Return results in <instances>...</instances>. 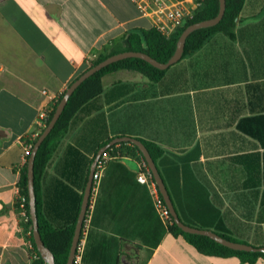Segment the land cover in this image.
I'll list each match as a JSON object with an SVG mask.
<instances>
[{
    "label": "crops",
    "instance_id": "0c3cea01",
    "mask_svg": "<svg viewBox=\"0 0 264 264\" xmlns=\"http://www.w3.org/2000/svg\"><path fill=\"white\" fill-rule=\"evenodd\" d=\"M263 9L264 0H246L236 40L216 34L160 81L127 69L105 74L102 93L77 114L45 167L36 191L42 218L56 228L71 222L87 160L106 140L131 136L162 148L156 164L180 213L210 220L217 211L227 234L264 246V188L245 184V154L264 149L238 127L250 113L246 84L264 79V28L252 26ZM151 26L130 0H0V264L31 262L17 204L22 137L91 58L129 30ZM100 161L76 264H249L202 254L168 232L137 180L140 161L107 152Z\"/></svg>",
    "mask_w": 264,
    "mask_h": 264
},
{
    "label": "trees",
    "instance_id": "16d2710c",
    "mask_svg": "<svg viewBox=\"0 0 264 264\" xmlns=\"http://www.w3.org/2000/svg\"><path fill=\"white\" fill-rule=\"evenodd\" d=\"M225 1L226 6L223 17L217 24L210 27L197 29L188 36L185 42L182 58L193 55L194 53L199 51L216 34H223L230 40L237 39L236 28L241 20L239 15L246 0ZM218 10L219 0H202L200 6L194 11L193 16L190 19H187L183 23V25L178 27L176 31L169 37L162 34L155 27L133 28L126 32L119 40L115 41L109 46H105L96 57L91 58L87 68L95 65L99 61L114 53L126 50L142 51L161 62H165L173 54L176 46V41L180 33L186 26L203 19L212 18L218 13ZM252 26L257 29L264 28V17L257 21V23H254ZM263 53L264 51L259 52V54ZM122 69L136 71L147 77L150 81L157 82L162 79L167 68L159 69L139 57H126L110 63L109 65L103 67L99 71L86 78L73 91L55 125L53 126L49 134L44 138L36 152L34 159L35 192L38 189L40 179L43 175L47 163L56 151L61 139L74 123L77 114L84 110L91 101H93L102 93L104 89L102 79L103 76L107 73ZM246 91L248 94L247 102L250 113L239 119L238 127L241 129V131L246 133L247 137L256 140L258 145H261V147L264 149V79L260 81L248 82L246 84ZM62 94L63 92L60 93L54 100L51 106V110H49L47 114L45 126L48 124V121L52 117V114ZM43 128H39L37 125H35L33 130L24 135L21 139L23 144L28 147V152L25 156L23 165L20 167V177L18 181L20 197L17 201V204L18 206L22 205L21 207L25 211L26 220L24 222V225L29 230L28 238L32 244L30 264H45V261L40 256L33 239L32 221L29 214L27 192V159L32 145L34 144L38 135L42 132ZM2 133L3 132L0 131V134ZM109 140L103 142L99 147L106 144ZM142 142L145 144L151 156L156 162L163 154L162 148L152 141L142 139ZM105 152H107L111 158L121 157L122 155L133 157L140 162L144 161L146 167H148L146 161L143 158V155L139 151L138 147L133 143L125 141L118 142L108 147ZM260 156L262 161L261 164ZM245 158L247 173V178L245 180L246 187L259 188L262 186L264 188V150L261 153L259 151L246 153ZM92 161L93 158L87 160L86 172L83 179V184L81 186L82 190H84L88 181L90 165ZM81 200L82 194L78 196L76 213L72 221L66 222L64 226L59 228L52 226L50 222L44 220L39 208H37V217L41 238L44 244L52 251L55 264H66L67 262L74 235L75 223L81 205ZM176 210L179 214L180 219L184 223L200 228H207L212 226L215 232H217L219 235L233 241H238L237 239L226 233L223 220L221 217H219V212L216 211L212 219L204 220L199 218L190 219L188 216L180 213L177 208ZM198 222H200L201 224H199ZM204 222L210 223L206 224ZM167 231L174 236L181 235L200 253L208 256L236 257L241 262L249 264H254L259 258L264 259V252H250L229 248L223 244L218 243L209 236L185 232L181 230L174 221L170 225H167ZM74 264H76L75 261Z\"/></svg>",
    "mask_w": 264,
    "mask_h": 264
},
{
    "label": "water",
    "instance_id": "95a60500",
    "mask_svg": "<svg viewBox=\"0 0 264 264\" xmlns=\"http://www.w3.org/2000/svg\"><path fill=\"white\" fill-rule=\"evenodd\" d=\"M225 6H226V1L219 0V10H218V13L214 17L203 19V20L191 23L188 26H186L182 30V32L180 33L176 41V46H175V50L173 54L165 62H161L153 58L149 54L142 52V51L126 50L122 52H117L99 61L98 63L87 68L86 70H84L65 88L60 100L58 101L56 105V108L52 114V117L48 121V124L44 126L42 132L38 135L37 139L32 145V148L30 150V153L27 159V192H28L29 214H30V218L32 221V235H33L34 242L36 244V248L40 256L44 259L45 264H55V260H54V255L52 251L44 244L41 238L40 231H39V223H38L37 209H36V192H35V187H34V159H35V155H36V152L40 144L42 143L44 138L49 134L53 126L55 125L56 121L61 115L73 91L90 75L94 74L95 72L99 71L100 69L109 65L112 62H115L117 60H120L126 57L142 58L159 69H166L170 67L171 65H173L174 63H176L178 60L182 58L183 53H184L185 42L188 36L197 29L206 28V27H210V26L217 24L223 17ZM122 141L133 143L138 147L139 151L143 155L144 160L147 163V166L157 185L159 193L161 194L162 198L165 201V204L167 205V208L172 216L173 221L176 223V225L181 230L185 232H189V233L209 236L210 238L214 239L218 243L223 244L235 250L250 251V252H264V246H254L252 244H248V243H244L240 241H233V240H230L228 238H225L219 235L214 230H211L208 228H200L197 226H192V225H188L184 223L180 219L179 214L177 210L175 209V206L168 192V189L165 185V182L161 176V173L157 167V164L155 160L153 159V157L151 156L145 144L140 139L135 138V137L117 136V137L110 139L106 144H104L97 150L94 160L90 166L89 177H88V181L86 183V186L83 192L80 210H79L77 220L75 223L74 235H73V239H72V243H71V247H70V251L68 254L66 264H74L77 245H78L80 235L82 232L83 222L85 220L89 198H90V194H91V190L93 186V180H94L93 174L95 172L97 163L100 161L102 154L106 151L108 147H110L111 145L117 142H122Z\"/></svg>",
    "mask_w": 264,
    "mask_h": 264
},
{
    "label": "built area",
    "instance_id": "2783aa9c",
    "mask_svg": "<svg viewBox=\"0 0 264 264\" xmlns=\"http://www.w3.org/2000/svg\"><path fill=\"white\" fill-rule=\"evenodd\" d=\"M136 6L139 14L142 17L148 18L151 22V27H155L162 34L169 37L172 33L176 31L178 27L183 25V23L193 16L194 11L200 6L202 0H130ZM90 60L88 61L89 65ZM45 93V91L43 90ZM51 110V107H44L40 110L37 117V126L43 128L45 126V121L47 119V114ZM28 152V147L26 146ZM104 169V162L99 161L95 168L93 174V183L98 182L101 173ZM137 180L145 184L149 189L155 209L160 217V219L170 225L173 222L172 216L162 198L157 185L152 177V174L148 167H146L145 162L140 163V169L137 173ZM83 243L77 245L75 262L79 261V254L77 252L81 251Z\"/></svg>",
    "mask_w": 264,
    "mask_h": 264
}]
</instances>
